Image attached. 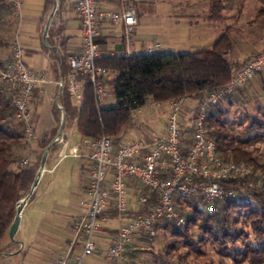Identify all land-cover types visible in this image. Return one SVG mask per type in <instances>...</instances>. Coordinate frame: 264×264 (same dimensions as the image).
<instances>
[{"label": "built area", "instance_id": "2783aa9c", "mask_svg": "<svg viewBox=\"0 0 264 264\" xmlns=\"http://www.w3.org/2000/svg\"><path fill=\"white\" fill-rule=\"evenodd\" d=\"M18 16L22 0H8ZM99 0H79L76 11L82 26V52L68 59L69 73L63 83L64 89L78 108L84 103L85 91L92 86L99 107H105L111 98L108 82L117 77L113 69L100 65L102 60L99 43V26L108 22L124 26V38L131 45L135 27L136 12L132 7L120 12L100 9ZM153 48L147 52L152 53ZM25 50L15 44L11 60L0 67V78L10 85L16 116L24 126L28 150L37 142L33 123L32 108L35 93L43 92L49 82L43 73L27 68L23 62ZM131 53L121 54V58L132 57ZM264 71V50L251 57L238 69L231 81L224 87L209 92L196 112L190 118L191 138L186 143L180 126V115L187 98L160 102L147 99L146 103L132 113L130 123L135 126L140 115L145 112L161 113L168 109L165 130L152 131L140 140L116 143L112 138L102 136L90 143V162L84 210L75 220L73 233L75 242L82 239V250L74 258V264H83L97 252L96 234L102 224L108 222L106 214L116 213L128 222L111 236L106 244L105 256L120 260L127 248L141 237L149 241L157 237L156 224L160 221L185 224V219L177 209L180 197L186 200H200L204 210L211 215L214 205L226 198L234 197L233 189L222 183L229 180L259 178L253 168L245 162L226 160L217 151L215 141L209 138L206 121L209 108L217 105L225 97L233 96L244 89L255 77ZM61 147L59 156L67 157L68 141L59 133L55 141ZM71 156L81 159L78 148ZM31 163L30 158L20 161V168ZM133 183L137 185L132 186ZM131 190L137 193V208L134 215L128 210V196ZM143 191H148L145 195ZM142 208H146L141 211ZM71 254L56 259L54 264H68Z\"/></svg>", "mask_w": 264, "mask_h": 264}, {"label": "trees", "instance_id": "16d2710c", "mask_svg": "<svg viewBox=\"0 0 264 264\" xmlns=\"http://www.w3.org/2000/svg\"><path fill=\"white\" fill-rule=\"evenodd\" d=\"M260 1L264 3V0ZM208 2L209 11L205 21L222 24L234 18L224 14L226 1ZM243 7L244 0L241 1L239 12ZM259 15H264V8L260 9ZM14 19L15 12L10 2L0 0V47L9 45ZM232 33L233 30L227 27L213 47L207 50L102 59L101 66L117 72V77L107 84L112 102L99 107L92 86L89 85L83 105L77 108L64 89L61 97L66 122L75 123L78 134L89 143L102 136L110 137L118 143L123 130L133 127L130 123L132 113L141 108L147 99L167 102L198 97L221 89L244 65L229 61L234 47V40L230 36ZM0 67L4 68L1 64ZM233 96L225 97L220 102ZM219 103L212 112H208L206 127L209 138L215 141L220 156L226 160L247 163L259 178L223 182L225 188L233 189L236 194L216 203L211 215L206 213L200 200L178 197L177 209L185 219V224L177 226L160 221L155 226L157 232L170 234L173 239V243L159 257V264H223V261L244 264L252 256L264 258V152H259L258 148L252 149L256 145H264V110L260 109L258 116L254 118L247 116V129L251 136L241 140L235 139L227 128ZM185 133L187 134L183 135L188 143L192 133ZM56 135L57 129L45 136L40 149L46 150ZM27 148L24 126L17 119L10 85L0 78V254L4 252L3 242L9 236L17 207L24 196L30 193L42 160L40 154L29 166L11 170V166L19 161L20 155ZM50 151H55V146ZM135 185L139 187L137 183L132 184ZM143 193L149 194L148 191ZM145 209L142 208L141 211ZM110 213V218L118 217L116 213ZM132 215L133 211L129 217ZM195 230L200 233L199 239L193 236ZM116 231H112V235ZM140 243L151 241L141 237L133 245ZM210 247L220 258L219 263L206 256ZM181 250L184 252H180Z\"/></svg>", "mask_w": 264, "mask_h": 264}, {"label": "rangeland", "instance_id": "374dc122", "mask_svg": "<svg viewBox=\"0 0 264 264\" xmlns=\"http://www.w3.org/2000/svg\"><path fill=\"white\" fill-rule=\"evenodd\" d=\"M146 1L140 2V0H137L136 5L130 7L135 10L136 15V7H138L141 29L152 37L156 36V43L161 45V48L158 49L159 51H167L171 46L176 47L181 53L211 49L214 45V43L211 44L210 42L212 35L216 34V40L219 39L225 33L227 27L233 30V33L230 34L234 40V47L229 55L231 63L241 62L248 55H256L264 48V15H259L260 9L264 8V3L260 0H244V7L241 12H239V6L242 0H223L224 2L226 1L227 6L224 14L234 16V18L222 24L211 23V27L208 26L209 22L203 23L201 19H197L198 16L208 13V0ZM178 20L181 21L178 23ZM190 22L198 23L191 24ZM207 95L208 93H203L198 97L188 98L184 104L180 115V126L184 135L187 134L185 132H191L190 118ZM56 101L57 92L51 86H47L41 99L37 102V107L41 109L40 114H37L36 111L34 112V116L38 120L36 121V137L39 147L42 141L39 138L51 129ZM110 102H112V98L109 99L108 103ZM219 104V108L224 112L222 119L227 122V128L235 139L244 140L250 137L251 134L247 129L249 125L247 116L254 118L258 116L260 109L264 110V71L256 76L241 93ZM214 109L215 106L209 108L208 112H212ZM166 112L168 113L167 108L161 113L145 112L144 115H140L135 126L123 130L121 139L118 142L129 143L142 139L144 135H149L152 131L163 132L168 117ZM63 136L68 141L67 157L61 159L59 154H57L52 159V155L49 157L51 151L48 152L47 158H49H46L44 171L38 179L32 195L33 198H30L31 201H28L22 211L19 228H24V243H28V241L33 239L37 228H40L41 221L48 218L46 214L53 213L63 216L71 212L72 205L75 204L74 202L78 196L76 192V188L79 187L77 185L78 182L81 185L86 184L84 180L86 177L85 171L79 174L82 178L84 177L81 181L76 176L82 158L76 159L71 156L74 148H78L81 156L85 155V150L88 149L85 140L78 134L76 124L71 127L66 120ZM254 148H258L259 152H264L263 144L256 145L252 149ZM45 152L46 150L39 149L36 152L31 150L29 153H32L31 156L33 158H37L42 154L43 158ZM26 157L28 156L26 155ZM20 161L21 159L15 165H12L11 170L15 169V166L20 168ZM129 193L128 210L135 211L138 205L137 193L135 190H131ZM26 197L24 196L22 200ZM111 214H106L108 222L102 224V229L95 236V242L98 245L97 252L92 258L86 259L83 264H92L91 262H94V264L98 262L99 264H157L161 254L173 243L170 234H163L159 231L157 237L151 243H140L135 246L131 244L120 260H111L105 256L106 244L109 240L107 232L118 230L128 222L121 217L110 218ZM73 219L75 221L77 217ZM193 236L195 239H199V231L195 230ZM180 252L184 251L181 250ZM206 256L208 258L211 257L215 263L221 261L212 247L208 249ZM223 264L232 263L223 261ZM244 264H264V258L262 256H252Z\"/></svg>", "mask_w": 264, "mask_h": 264}, {"label": "crops", "instance_id": "0c3cea01", "mask_svg": "<svg viewBox=\"0 0 264 264\" xmlns=\"http://www.w3.org/2000/svg\"><path fill=\"white\" fill-rule=\"evenodd\" d=\"M78 1L79 0H22V8L20 9L19 15H15V21L12 25L13 29L10 35V43L8 46L0 47V64L6 66L11 60L12 47L15 44L21 45L25 50L23 56L25 66L35 72L43 73L48 77L49 82L45 85L43 92L47 86H51L52 89L57 92V101L54 109L55 111H53L54 116L51 122V129L39 139H43L45 136L50 135L51 132L56 129L57 137L61 132H58L59 126L61 130L63 117L65 118V111L63 108L64 102L61 94L64 90L63 83L69 73L68 59L82 52V26L76 11ZM136 1L137 0H99V6L100 9L104 11L120 12L132 5H136ZM141 1L147 2L146 0H140V2ZM136 10L137 26L131 37V45H129L124 38L123 25L108 22L100 24L98 40L101 47L102 59L120 57L123 53H131L133 56L151 54L147 52L148 48L154 49L152 54H181L176 47L172 46L170 48L168 47L169 49L167 51H159L158 49L161 48V45L156 43V36L152 37L141 29V18L138 7H136ZM205 16L206 15H200L197 19H201L203 23H208L204 19ZM180 21L181 20H178V23ZM190 23L193 24L198 22ZM208 24V26L211 27V23ZM216 38V34H213L210 41L211 44L216 43L218 40H216ZM263 50L264 48L261 49V51ZM251 57H253V55H248L241 62L239 61L237 63H243ZM43 92H37L35 94V101L32 108L35 131L37 130L36 121L38 120H36L34 112L36 111L37 114H40L41 109L37 107V102L41 99ZM70 100L72 104L77 107L71 97ZM74 124L75 123L70 124L71 127ZM85 144L88 149L85 150V155L82 157V162L80 168L77 169L76 176L80 178L81 181L84 177L82 178L79 174L85 171L86 177L84 180L87 184L90 166L88 155L90 154L91 148L89 147V142L85 141ZM53 146H55V151L51 152L49 155V157L52 155V159L54 155L60 153L61 149L59 145L54 144ZM39 149V142H34L29 150L27 148V150L20 155L19 160L30 157L31 162H34L36 158H33L31 156L32 153L30 154L29 152H31V150L32 152H36ZM26 155L28 157H26ZM15 169L18 168L15 166ZM86 184L81 185L78 182L77 185L79 187L76 188L78 196L74 202L75 204L72 205V211L63 216L53 213L46 214L48 218L41 221L40 228H37L35 236L28 241V243H24L23 241L25 239L24 228L18 229L13 240L8 236L3 242L4 252L0 254V264H54L56 259L68 253L71 254L68 264H74V258L78 256L82 250L81 241L83 240L80 239L77 243L75 242L73 233L75 221L73 218L80 216L88 200L85 191ZM111 232H107L108 239L112 236ZM91 263L94 264V262ZM97 264H99V262Z\"/></svg>", "mask_w": 264, "mask_h": 264}, {"label": "water", "instance_id": "95a60500", "mask_svg": "<svg viewBox=\"0 0 264 264\" xmlns=\"http://www.w3.org/2000/svg\"><path fill=\"white\" fill-rule=\"evenodd\" d=\"M64 124H65V118L63 117V120H62V124H61V130L60 131H63V128H64ZM55 141H56V138L55 140L50 144V146L46 149V152L45 154L43 155V158L41 160V164H40V167H39V170L36 174V177H35V180H34V183H33V186L30 190V193L28 194V196L22 200L18 207H17V212H16V217H15V220L10 228V231H9V237L10 239H14L19 227H20V223H21V214H22V211L25 207V205L28 203V201L30 200V198L32 197L33 193H34V190L36 188V185H37V182H38V179L41 177L43 171H44V165H45V161H46V158H47V154L48 152L51 150V148L53 147V145L55 144Z\"/></svg>", "mask_w": 264, "mask_h": 264}]
</instances>
